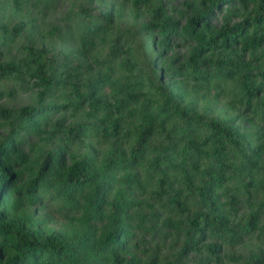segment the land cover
I'll return each instance as SVG.
<instances>
[{"label":"rangeland","instance_id":"obj_1","mask_svg":"<svg viewBox=\"0 0 264 264\" xmlns=\"http://www.w3.org/2000/svg\"><path fill=\"white\" fill-rule=\"evenodd\" d=\"M197 1L0 0V107L8 109L18 122L25 106L64 105L48 114L42 108L37 111L39 118L49 115L50 119L42 133L22 130L12 137L18 138L35 169L36 159L56 147L61 148L67 164L87 160L105 167L115 179L108 187L109 199L119 198L126 212L127 248L140 264L167 260H178L177 264H264V237L258 232L242 238L210 235L199 250L186 246L193 218L209 211V201L197 190L208 185L209 177L192 170L187 177L181 169L188 151L186 120L176 115L164 131L139 140L138 107L116 102L119 85H137V91L152 95L158 103H169L171 111L176 107L188 113L189 121L200 115L201 123L214 120L245 134L241 138L234 133L238 145H229L239 170L231 181L216 187L213 196L230 227L248 214H254L259 224L264 222V78H252L260 96L249 102L238 76L219 75V79L203 81L198 77L220 74L219 64L229 54L216 52L210 62L201 65V59L193 58L191 40L171 36L170 49L160 44L159 16L183 23L190 14L187 3ZM221 4L213 18L215 24H232L245 14L239 4ZM158 9L161 15H155ZM94 23L105 24L108 31L90 33ZM84 36L89 41L86 52ZM29 47L41 50L55 68L68 62L73 69L70 83L57 85L42 96L28 71ZM245 62L248 72L264 70V46L249 51ZM97 84L101 98L97 109L87 101L75 107L77 93L90 92ZM16 122L0 117V147L7 146ZM171 147L172 164H162L159 160L166 156L162 153ZM250 159H256L259 168ZM154 160L159 165L154 166ZM27 176L23 172L15 184L23 186ZM178 201L187 203L189 209H182ZM24 208L37 218L40 230L70 232L79 226V214L70 212L64 201L34 202ZM104 222L99 220L96 225ZM213 244L217 245L214 253L210 251ZM89 264L101 263L93 260Z\"/></svg>","mask_w":264,"mask_h":264},{"label":"trees","instance_id":"obj_2","mask_svg":"<svg viewBox=\"0 0 264 264\" xmlns=\"http://www.w3.org/2000/svg\"><path fill=\"white\" fill-rule=\"evenodd\" d=\"M222 2L228 7L239 4L245 14L232 24L226 21L215 24L213 18L217 10L221 11ZM187 8L190 14L183 23H173L170 18L159 16L161 21L156 27L162 28L160 44L165 49H170L171 36L191 40L195 45L193 58L201 59V65L210 62L209 57L216 52L229 54L219 64L220 74L210 77L202 74L198 77L203 81L219 79V75L227 78L238 76L248 94V101L258 98L260 89L253 86L252 78H264V70L248 72L245 57L249 51H257L264 46V0H198L188 2ZM155 15H161L160 9ZM167 24L171 25L170 29ZM89 31L106 33L108 27L94 23ZM82 41L86 52L89 41L85 36ZM29 54L28 71L34 84L41 89L42 96L57 85L70 83L73 69L68 62L55 68L51 61L44 58L41 50L29 47ZM6 67L11 68L9 64ZM137 87L132 84L119 85L117 94L120 97L116 102L121 106L138 107L141 115L139 140L164 131L172 118L180 114L186 120L184 136L189 139L188 151L181 160V169L187 177L191 170L209 177L208 185L197 188L209 201V211L198 213L193 218L192 229L187 231L190 236L186 246L199 250L201 243L210 235L242 238L258 232L259 236L264 237V222L259 224L254 214L242 216L236 226L230 227L213 196V190L231 181L239 170L229 145H238L234 133L241 138L245 134L236 132L233 126L220 125L214 120L201 123L200 115L194 121H189L191 116L188 113L176 107L171 111L169 103H158L159 100H155L152 95L147 96L137 91ZM98 88L97 84L90 92L77 93L79 102L74 103V106L87 101L96 110L97 103L101 100L97 94ZM156 103L158 106H154ZM61 107L64 105L25 106L20 110L22 119L18 122L8 109L0 107V117L9 119L12 124L16 122V128L7 139V146L0 147V264H89L93 260L101 264H140V260L127 248L130 231L125 223L126 212L120 205L119 198L109 199L108 187L115 179L111 178L105 167L99 168L93 161L87 160L67 164L61 148L56 147L36 159L38 167L35 169L25 150L20 147L18 138L12 137L22 130L42 133L50 119L49 115L39 118L37 111L42 108L45 109L43 114H48ZM173 149L171 147L168 152L162 153L166 155L159 160L162 164H172L169 153ZM241 151L248 158L245 149ZM253 153H256L255 149ZM154 161V166L159 165V161ZM248 162L259 168L256 159ZM17 165H22V168H16ZM23 172H27L28 176L23 186H17L15 182ZM47 200L68 203L69 211L79 214L76 216L79 226H74L70 232L50 228L40 230L37 218L27 213L24 206ZM177 203L182 209H189L187 203ZM99 220L105 222L97 226ZM210 251L217 252V245L213 244ZM216 258L220 257L216 255ZM177 262L178 260L150 261L146 264Z\"/></svg>","mask_w":264,"mask_h":264}]
</instances>
